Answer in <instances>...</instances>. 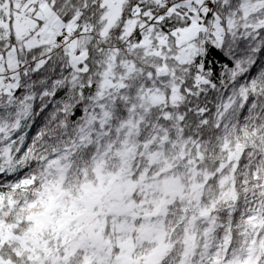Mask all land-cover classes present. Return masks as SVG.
Wrapping results in <instances>:
<instances>
[{
  "label": "snow or ice",
  "instance_id": "snow-or-ice-1",
  "mask_svg": "<svg viewBox=\"0 0 264 264\" xmlns=\"http://www.w3.org/2000/svg\"><path fill=\"white\" fill-rule=\"evenodd\" d=\"M0 264H264V0H0Z\"/></svg>",
  "mask_w": 264,
  "mask_h": 264
}]
</instances>
